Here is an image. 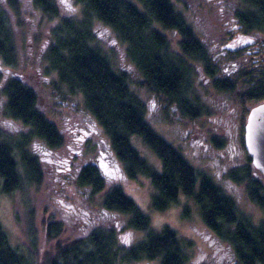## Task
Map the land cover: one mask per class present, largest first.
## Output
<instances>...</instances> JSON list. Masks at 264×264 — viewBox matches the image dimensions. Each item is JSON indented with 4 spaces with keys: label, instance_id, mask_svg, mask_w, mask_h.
Here are the masks:
<instances>
[{
    "label": "trees",
    "instance_id": "1",
    "mask_svg": "<svg viewBox=\"0 0 264 264\" xmlns=\"http://www.w3.org/2000/svg\"><path fill=\"white\" fill-rule=\"evenodd\" d=\"M31 1L34 7L56 16L53 0ZM75 1L80 5V15L61 16L51 29V41L43 53L45 71L55 74L65 93L82 96L84 107L109 137L125 175L131 178L143 175L150 180L152 208L162 211L177 201L180 194L189 197L197 205L205 226L231 244L238 261L264 264V224L256 225L247 216L241 217L233 197L210 174L196 169L151 126L145 117L144 100L130 86V74L115 68L107 49L94 34L93 21L97 19L107 25L124 43L126 56L140 75V83L165 96L189 118L209 112L197 96L189 94L194 64L200 65L202 72L211 78L214 89L237 96L241 104L264 100V68L252 64L250 68L242 66L235 73L237 76L218 77L209 46L176 9L173 0ZM241 1L247 6L235 9V19L245 30L264 31V0ZM6 4L12 13H18L17 0H6ZM165 30L179 36L175 48ZM16 63L12 22L7 8L0 5L2 115L27 127V131L15 134L0 127V195L40 182L38 157L27 146L32 137L41 138L50 148L63 143L56 123L37 107L35 90L18 75L7 74ZM135 137L155 154L158 162L152 163L141 153L134 143ZM211 140L217 147L224 143V139L216 137ZM238 169L227 171L229 180H246L250 199L264 206L261 180L253 175L248 163L239 169L241 174ZM76 184L88 187L93 195L102 191V209L126 214L127 226L141 231V238L124 245L114 228L96 227L83 237L62 239V223L43 218L45 239L53 243L50 251L38 257L37 231L32 219L24 222L26 235L16 242L0 220V264H123L157 256L159 264H187L191 241L168 224L158 230L151 228L148 215L120 185L105 188V179L97 166L82 165Z\"/></svg>",
    "mask_w": 264,
    "mask_h": 264
},
{
    "label": "rangeland",
    "instance_id": "2",
    "mask_svg": "<svg viewBox=\"0 0 264 264\" xmlns=\"http://www.w3.org/2000/svg\"><path fill=\"white\" fill-rule=\"evenodd\" d=\"M17 1L18 13H12L6 0H0V5L7 8L16 39L17 63L13 70H7V74L18 75L35 90L37 107L56 123L63 143L57 148H50L39 137L28 141L27 146L38 157L41 179L37 185L30 184L9 195H0V220L10 232L11 239L16 242L25 237L24 222L29 218L37 231V256L40 257L51 250L53 243V240L45 239L41 226L43 218L62 223V239L83 237L96 227L114 228L118 240L124 245L141 238V231L127 226L126 214L102 209V191L93 195L88 187L76 184L81 166L91 163L101 171L105 188L120 185L137 203L148 215L151 228L158 230L168 224L181 237L191 241L187 264H232V258L226 259L229 252L227 243L225 240L217 243L215 233L205 226L191 198L180 194L177 201L162 211L150 206L153 190L150 180L143 175L135 178L125 175L110 146L109 137L84 107L82 96L65 93L64 86L56 82L55 74L45 71L43 53L51 41L52 27L61 16L78 17L80 5L75 0H53L57 12L56 16H52L34 7L31 0ZM173 1L198 37L209 46L211 62L218 77L237 76L235 73L242 66L250 68L252 64L264 68V31L245 30L233 16L235 9L247 6L245 2ZM93 30L110 54L115 68L130 74V86L144 100L145 117L151 126L196 169L210 174L233 197L241 217L247 216L252 222L260 224L262 210L247 194L246 180L232 181L227 176L229 169L244 168L248 163L253 175L264 185V176L251 165L242 141L244 117L253 102L241 104L237 96L220 93L212 87L211 78L202 72L200 65L194 64L195 76L189 94L193 98L197 96L202 107L209 112L189 118L165 96L153 93L140 83V75L126 56L124 43L107 25L94 19ZM164 32L175 48L179 36L172 30ZM3 103L0 93V127L10 134L27 131L20 121L2 115ZM212 137L224 139L223 145L215 146ZM134 143L149 161L158 162L140 138L135 137ZM123 264H159V257Z\"/></svg>",
    "mask_w": 264,
    "mask_h": 264
},
{
    "label": "water",
    "instance_id": "3",
    "mask_svg": "<svg viewBox=\"0 0 264 264\" xmlns=\"http://www.w3.org/2000/svg\"><path fill=\"white\" fill-rule=\"evenodd\" d=\"M243 145L251 165L264 176V100L248 107L243 124Z\"/></svg>",
    "mask_w": 264,
    "mask_h": 264
},
{
    "label": "flooded vegetation",
    "instance_id": "4",
    "mask_svg": "<svg viewBox=\"0 0 264 264\" xmlns=\"http://www.w3.org/2000/svg\"><path fill=\"white\" fill-rule=\"evenodd\" d=\"M264 49V48H263ZM256 203V202H255ZM257 204L259 205V207H260V209L262 210V217H261V221H260V219H259V223L260 224H264V206H263V204L262 203H258L257 202ZM254 223V222H253ZM256 224V223H255ZM256 225H258V224H256ZM215 236H216V241H217V243L219 244L220 243V241H222L223 239L222 238H220L219 236H217L216 234H215ZM226 243H227V249H229L227 252H228V254H227V258L226 259H231L232 258V264H243L242 262H240V261H238V258H237V256L235 255V253H234V251H233V249H232V247H231V244L229 243V242H227V241H225ZM230 247V248H229ZM221 256H223V251H222V253H221ZM253 264H261V263H259V262H255V263H253Z\"/></svg>",
    "mask_w": 264,
    "mask_h": 264
},
{
    "label": "snow or ice",
    "instance_id": "5",
    "mask_svg": "<svg viewBox=\"0 0 264 264\" xmlns=\"http://www.w3.org/2000/svg\"><path fill=\"white\" fill-rule=\"evenodd\" d=\"M125 242H127V238H125Z\"/></svg>",
    "mask_w": 264,
    "mask_h": 264
}]
</instances>
